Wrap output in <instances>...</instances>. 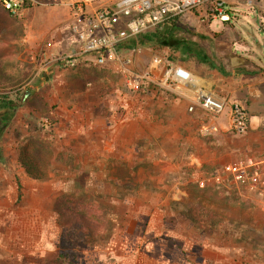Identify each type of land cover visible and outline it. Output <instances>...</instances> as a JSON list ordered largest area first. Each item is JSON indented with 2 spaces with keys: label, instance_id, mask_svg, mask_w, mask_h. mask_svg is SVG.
I'll return each mask as SVG.
<instances>
[{
  "label": "rangeland",
  "instance_id": "374dc122",
  "mask_svg": "<svg viewBox=\"0 0 264 264\" xmlns=\"http://www.w3.org/2000/svg\"><path fill=\"white\" fill-rule=\"evenodd\" d=\"M226 1V22L204 21L196 11L155 29L171 28L182 45L194 35L225 72L219 49L231 51L244 35L253 62L264 65V0ZM188 17L211 37L201 38L202 26ZM37 22L0 14V102L18 104L0 128V264H47L62 241L76 252L72 264H264V198L213 185L223 142L202 138L187 123L190 100L157 84L169 63L195 76L211 65H196L173 46H122L118 57L132 80L114 62L83 57L68 66L65 53L49 51L60 36L46 35L49 21ZM255 88L253 97L237 95L249 116L252 100L264 111V92ZM177 98L185 112L178 121L170 104ZM33 144L45 171L40 181L18 162ZM62 195L100 206L110 235L86 246L60 229L53 203Z\"/></svg>",
  "mask_w": 264,
  "mask_h": 264
},
{
  "label": "built area",
  "instance_id": "2783aa9c",
  "mask_svg": "<svg viewBox=\"0 0 264 264\" xmlns=\"http://www.w3.org/2000/svg\"><path fill=\"white\" fill-rule=\"evenodd\" d=\"M92 1L70 2L68 30L78 46L62 58L68 66H74L83 57L101 66L114 62L129 80L133 78L127 72L128 61L118 57V49L124 42L191 12L199 11L203 18L222 23L229 19L226 0H116L112 4L95 5ZM24 4V0H0L1 7L16 18L22 17ZM157 84L190 100L188 113L203 112L205 120L198 129L202 136L216 134L222 119L229 132L247 134L246 108L239 101L217 95L208 83L181 65L169 63ZM261 129L264 131V117ZM211 182L246 197L264 198V156L231 160L213 175Z\"/></svg>",
  "mask_w": 264,
  "mask_h": 264
},
{
  "label": "crops",
  "instance_id": "0c3cea01",
  "mask_svg": "<svg viewBox=\"0 0 264 264\" xmlns=\"http://www.w3.org/2000/svg\"><path fill=\"white\" fill-rule=\"evenodd\" d=\"M24 1L25 4L21 10L22 17L23 15L28 16L31 21H49L47 22L48 24L44 22L46 24L44 28V31H47L46 35H49V33H51L52 35L58 34V36H60L59 45H52V48L50 47L49 51L51 52V54H58L59 52H63L66 54L77 48L78 45L74 43V38L68 30V24L70 23L69 4L72 0ZM114 1L116 0H93L92 4H112ZM26 4L27 6L25 7ZM261 17H263L264 19V14L261 15ZM186 20H188V24H191L193 26H202L201 30L203 35H201V38H205V36L211 37V33H208V31H204L203 25L198 24L199 22L196 21L197 18L188 17ZM203 20L206 21L207 19L203 18ZM197 31L199 32V28L196 29V32ZM237 39L238 40L235 43L234 48L230 47L233 48L231 51L226 48L219 49V52L220 54H222V57L224 59V67L227 68L228 71L232 72V74L230 75L228 74V71L225 72L221 70V68L217 69L213 66L212 63H210L208 57L203 53V48L206 46V44L199 45L198 43H196L194 35L192 36L191 40L186 41L184 50L186 57H188L189 60L193 63H196V65H203L204 63L211 65V71H205L196 74V76L200 77L206 83H208L217 95L226 96L231 100H236L240 103L242 102L246 104V101H244L242 97H238L237 95H239L242 91L243 93L245 92L248 97L249 95L253 97L251 88L255 86L256 94H261L262 92H264V65H258L253 62L252 54L254 53V45L247 41L246 36L238 35ZM236 49L237 52L234 53V50ZM185 66L187 65L185 64ZM234 69H236L237 72L233 71ZM170 104L172 105L173 110L171 115L174 117V119H176L177 121L179 118L183 119L185 112L180 110L179 99L177 98L176 102ZM248 109L250 112L249 126L248 132L245 135H235L229 132L225 126L224 119L221 120L219 131L216 134L212 136H202L198 132V134L204 139L213 137L215 139H220L223 142V145L225 146V152L223 151L222 155H219L214 159L218 160L220 164L219 170L224 164L234 159L248 156L254 158L264 156V131L261 129V120L264 117V111L258 110L255 100H252V102L248 104ZM259 112L263 114L260 115ZM186 114H188V112ZM189 114L187 123L189 125L194 123L198 125L199 129L201 122L205 120V115L199 110ZM230 137H232V139H235L232 140L231 145H229V142L231 141ZM188 140L192 141V138H190L189 136ZM188 147L190 148V145ZM193 160L197 161V159L192 158L190 162H194Z\"/></svg>",
  "mask_w": 264,
  "mask_h": 264
},
{
  "label": "trees",
  "instance_id": "16d2710c",
  "mask_svg": "<svg viewBox=\"0 0 264 264\" xmlns=\"http://www.w3.org/2000/svg\"><path fill=\"white\" fill-rule=\"evenodd\" d=\"M1 13H7L9 16L16 18L0 5ZM174 37L175 31L171 28H166L163 31L153 29L138 34L136 37L124 42L120 47L124 46L126 49H134L138 46H152L154 48L173 46L175 49L185 52L182 48L185 44H178V41L176 43ZM17 107L18 104L13 101L0 102V111L5 110L3 115H0V128L7 124ZM33 146L34 148L28 151L25 147H22L18 156V162L29 178L40 181L44 179L45 171L41 168L38 152L39 146H36V144H33ZM221 189L226 191L223 187ZM53 211L56 215L59 228L75 234L82 240L83 245H92L112 232V223L108 214L100 206L94 205L86 199H74L63 195L58 196L53 203ZM59 245L56 257L47 264H72L73 259L76 257L74 248H71L63 241Z\"/></svg>",
  "mask_w": 264,
  "mask_h": 264
}]
</instances>
